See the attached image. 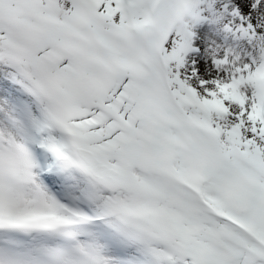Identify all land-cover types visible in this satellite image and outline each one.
I'll list each match as a JSON object with an SVG mask.
<instances>
[{
  "label": "snow or ice",
  "instance_id": "snow-or-ice-1",
  "mask_svg": "<svg viewBox=\"0 0 264 264\" xmlns=\"http://www.w3.org/2000/svg\"><path fill=\"white\" fill-rule=\"evenodd\" d=\"M0 264H264V0H0Z\"/></svg>",
  "mask_w": 264,
  "mask_h": 264
}]
</instances>
